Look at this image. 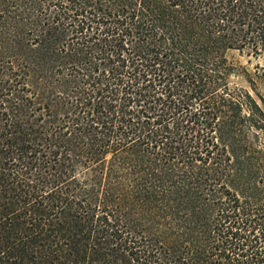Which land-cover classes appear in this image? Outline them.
Returning a JSON list of instances; mask_svg holds the SVG:
<instances>
[{
  "label": "trees",
  "instance_id": "trees-1",
  "mask_svg": "<svg viewBox=\"0 0 264 264\" xmlns=\"http://www.w3.org/2000/svg\"><path fill=\"white\" fill-rule=\"evenodd\" d=\"M264 0H0V264H264Z\"/></svg>",
  "mask_w": 264,
  "mask_h": 264
},
{
  "label": "rangeland",
  "instance_id": "rangeland-1",
  "mask_svg": "<svg viewBox=\"0 0 264 264\" xmlns=\"http://www.w3.org/2000/svg\"><path fill=\"white\" fill-rule=\"evenodd\" d=\"M227 57L231 63V66L233 67L232 82L254 95L248 80H257L259 83L258 89L264 95V84L259 79H257L255 75L256 65L262 64L263 60L256 59L252 56H249L247 52H241L238 50H230L227 53Z\"/></svg>",
  "mask_w": 264,
  "mask_h": 264
}]
</instances>
